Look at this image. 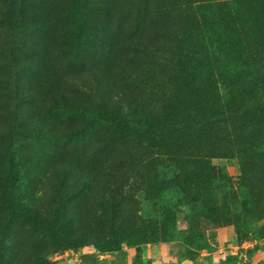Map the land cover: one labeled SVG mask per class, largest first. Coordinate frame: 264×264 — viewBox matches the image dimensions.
Here are the masks:
<instances>
[{"label":"rangeland","instance_id":"374dc122","mask_svg":"<svg viewBox=\"0 0 264 264\" xmlns=\"http://www.w3.org/2000/svg\"><path fill=\"white\" fill-rule=\"evenodd\" d=\"M190 1L192 29L213 25L206 28L224 40L236 15L242 30V0ZM135 2L137 8L131 0H0V39L6 7L29 28L22 36L19 62L26 67L18 74L17 111L22 125L41 132L15 136L8 152L0 139V264H264L263 170L217 153L218 140L203 125L183 130L195 93L205 100L223 96L218 40L183 56L189 61L177 91L195 93L183 92L164 107L137 106V91L122 74L137 56L134 42H164L161 35L179 25L156 15L154 0L145 8L146 0ZM3 61L0 54V77ZM202 72L211 76L199 87ZM6 99L0 87V102ZM138 108L157 120L156 132L166 135L170 127L172 135L158 142L165 162L151 173L153 192L131 188L115 197L108 223L102 214L108 207L99 205L110 192L104 179L109 172L132 176L133 169L116 163L125 136L143 135ZM4 127L0 119V132ZM86 172L90 186L65 202L55 232L23 222V209H40L56 187Z\"/></svg>","mask_w":264,"mask_h":264},{"label":"trees","instance_id":"16d2710c","mask_svg":"<svg viewBox=\"0 0 264 264\" xmlns=\"http://www.w3.org/2000/svg\"><path fill=\"white\" fill-rule=\"evenodd\" d=\"M151 0H146L144 8ZM153 12L158 17L166 18L171 22H177L179 29L169 30L161 36L165 41H136L133 44L137 53L130 68L122 74L126 84L137 91L139 100L137 106L145 102L159 103L163 107L176 101L181 93L196 92L195 88L177 91L178 82L183 77L182 66L193 52L199 54L202 45L208 39L216 37L221 53V77L223 96L212 95L205 100L199 93L193 101L191 115L188 124L183 128H193L197 125L206 127L205 133H209L218 140L214 149L222 156H239L250 165L257 166L262 171L259 178L264 180V0H242L244 10L238 13L242 18V30L235 25L237 16L231 18L232 30L228 38H217L212 29L206 28L213 25H204V29L191 28L193 24L192 13L194 11L190 0H154ZM131 5L137 8L135 0ZM6 22L5 30L0 39V54L4 56L2 68L4 75L0 77V87L5 90L7 99L0 102V119L5 123L4 130L0 132V139L5 143L4 152L12 146L15 136L37 137L40 135L38 126L22 125L18 119V105L22 100L19 94L17 79L18 74L26 65L19 62L20 52L24 47L22 36L28 32V27L18 22L9 8L4 10ZM241 34L239 43L231 40ZM178 42L176 49L166 43ZM183 56L187 57L183 59ZM199 57V55H198ZM211 74L200 73L199 87L209 82ZM195 81V76L193 77ZM203 78V79H202ZM206 101V102H204ZM135 107V106H132ZM131 107V108H132ZM129 108V106H128ZM137 115L141 117L142 136L128 134L125 136V148L117 155L116 167L133 169L132 176H118L109 172L110 178L104 180L109 184V197L99 201V205L108 207L102 212L106 222L111 223L115 218L117 195H130L131 188L145 193L153 192L154 180L149 179L159 165H163L165 157L162 156L158 142L164 137L172 135V131L166 128L158 133L154 130L157 120L140 108ZM105 114V113H102ZM108 114V112H107ZM153 115V114H152ZM144 116V118H143ZM219 123L222 124L223 129ZM177 131V130H173ZM252 168L244 170V176L249 177ZM150 174V175H149ZM250 174V175H249ZM116 177V178H113ZM113 178V179H111ZM71 185L64 183L56 187L53 197L43 201L40 209H23V222L36 228L50 229L54 232L58 229L57 216L67 200L90 186V174L86 172L82 179L74 178ZM1 254V250H0ZM231 260L230 257L227 259ZM35 264H42L35 259Z\"/></svg>","mask_w":264,"mask_h":264}]
</instances>
